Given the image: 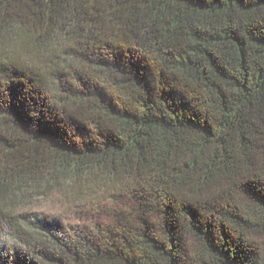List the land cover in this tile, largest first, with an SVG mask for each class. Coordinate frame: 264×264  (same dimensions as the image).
I'll return each instance as SVG.
<instances>
[{
    "label": "trees",
    "instance_id": "16d2710c",
    "mask_svg": "<svg viewBox=\"0 0 264 264\" xmlns=\"http://www.w3.org/2000/svg\"><path fill=\"white\" fill-rule=\"evenodd\" d=\"M0 264H264V0H0Z\"/></svg>",
    "mask_w": 264,
    "mask_h": 264
},
{
    "label": "rangeland",
    "instance_id": "374dc122",
    "mask_svg": "<svg viewBox=\"0 0 264 264\" xmlns=\"http://www.w3.org/2000/svg\"><path fill=\"white\" fill-rule=\"evenodd\" d=\"M99 199L100 202H86L83 206H74L59 190H54L45 194L35 193L25 201L22 210L32 216L60 219L67 226H92L105 225L113 213L120 211L130 202L128 197L119 195H108Z\"/></svg>",
    "mask_w": 264,
    "mask_h": 264
}]
</instances>
